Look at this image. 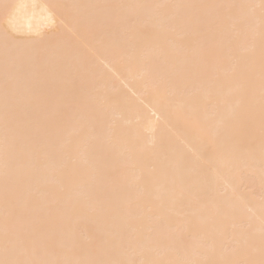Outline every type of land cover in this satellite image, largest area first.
Instances as JSON below:
<instances>
[{"label":"snow or ice","instance_id":"obj_1","mask_svg":"<svg viewBox=\"0 0 264 264\" xmlns=\"http://www.w3.org/2000/svg\"><path fill=\"white\" fill-rule=\"evenodd\" d=\"M23 7L11 0L0 3V179L5 193L0 264H136L130 253L145 241H165L166 254L178 251V233L198 242L184 249L185 258L141 264H264V212L248 225L244 260L236 258L237 245L218 246L215 231L234 212L228 196L233 182L256 172L254 160L239 151L231 134L242 105L253 123L259 114L264 209V0L151 6L156 32L139 51L143 75H157L187 104L211 105V111L201 125V140L185 143L168 158L167 184L135 205L126 197L127 177L118 173L102 179L91 139L81 135L85 112L90 122L104 119L96 104L104 82L94 69H109L108 54L121 49L96 20L121 6L53 0L35 30L31 22L27 30L20 25ZM241 24L253 42L257 37L262 42L259 66H250L243 83L232 66L221 71L231 54L229 27L240 30ZM120 52L121 58L137 54L135 49ZM68 73L81 85L79 96L46 88ZM210 88H226L223 103L214 102ZM69 129L79 137L71 155L66 150ZM240 160H247L244 168ZM13 174L26 176L15 204L7 198ZM206 207L214 210L211 219ZM14 210L17 218L9 224ZM97 220H102V243L92 226Z\"/></svg>","mask_w":264,"mask_h":264},{"label":"bare ground","instance_id":"obj_2","mask_svg":"<svg viewBox=\"0 0 264 264\" xmlns=\"http://www.w3.org/2000/svg\"><path fill=\"white\" fill-rule=\"evenodd\" d=\"M7 0H0V3ZM12 3L24 5L20 9L19 23L27 30L31 22L35 30L44 19L45 7L53 0H11ZM61 3L120 5L121 7L107 14H100L96 24L102 30L110 31L119 41L121 49H114L108 54L111 67L105 69L98 66L94 70L103 77L104 90L99 95L96 104L103 111L101 122H90L87 112L84 113L82 125L85 133L94 146V155L100 166L101 178L115 174H123L130 185L126 197L135 203L147 200L154 188L167 184L170 175L168 158L180 150L185 143L201 140V125L210 115L211 105L189 103L178 94L164 87L157 75H143L142 62L139 59L141 46L153 38L156 29L151 19V6L157 3H247L249 0H59ZM258 2V0H257ZM239 28L229 27L227 39L230 41L231 54L221 64V71L226 66H232L238 81L243 83L249 76L250 66H259L262 42L259 37L253 42L245 25ZM124 29V31H120ZM185 31H189L185 27ZM254 44V46H253ZM136 50V55L121 58V50ZM52 92H63L69 97L79 96L81 85L71 73L63 79L54 80L46 86ZM214 102L223 103L226 99L224 90L210 88L208 90ZM232 136L238 141V149L246 157L250 156L256 166L255 175L244 174L233 182L228 196L234 209L226 223H217L215 231L218 246H238L237 259L244 260V244L248 225L255 224L264 209L261 207V177L259 164L261 157V142L259 129V114L255 122L242 105ZM66 150L69 155L75 152L77 137L73 129H69ZM151 141V143H149ZM214 149L207 147V156L211 157ZM247 160L237 162L244 168ZM26 180V176L13 174L10 178L12 190L7 194L9 203L15 204L16 194ZM5 193L3 180L0 179V204H3ZM248 209L252 211L249 212ZM209 219L214 214L211 207L203 209ZM255 213V216H253ZM18 212L13 211L8 218L12 224ZM2 222V221H0ZM102 220L92 225L97 228V242L103 241ZM91 227V226H90ZM211 227V225H210ZM165 241H145L142 249H134L129 258L136 264L145 260H179L185 258V248L198 245L194 237L178 233L176 246L178 251L166 254L163 251ZM216 258H220L219 254ZM259 259V257H257Z\"/></svg>","mask_w":264,"mask_h":264}]
</instances>
